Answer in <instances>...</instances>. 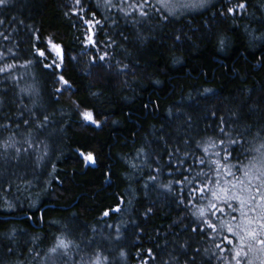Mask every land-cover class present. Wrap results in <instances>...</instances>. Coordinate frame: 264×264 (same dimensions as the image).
Here are the masks:
<instances>
[{
    "label": "trees",
    "instance_id": "16d2710c",
    "mask_svg": "<svg viewBox=\"0 0 264 264\" xmlns=\"http://www.w3.org/2000/svg\"><path fill=\"white\" fill-rule=\"evenodd\" d=\"M200 7L0 5V264H229L204 221L264 159V0Z\"/></svg>",
    "mask_w": 264,
    "mask_h": 264
},
{
    "label": "snow or ice",
    "instance_id": "6c2138e0",
    "mask_svg": "<svg viewBox=\"0 0 264 264\" xmlns=\"http://www.w3.org/2000/svg\"><path fill=\"white\" fill-rule=\"evenodd\" d=\"M6 2L7 0H0V5H5ZM147 2L148 0H145V3ZM77 3H79V0H77ZM239 7L244 8L245 5L240 4ZM228 11L231 13L234 9L229 8ZM140 15L144 16L147 13L141 11ZM65 83L67 82L65 81ZM84 119L95 123L92 120L91 113H84ZM261 148H264V144L261 145ZM86 159L92 160L91 155ZM238 171L242 172V176L237 177L229 171L228 175L234 177V182H229V187L213 191L212 195L215 200L223 203L231 213H238L239 220L237 221L236 215H232L230 221H222L219 225L209 222V220H205L204 223L213 231L226 230L238 241V246L233 250L234 254L230 258L229 264L232 260L235 261V264H243L244 261H246V264H255L257 253L260 254L259 264H264V159L256 161L253 158L248 166L242 169L238 168ZM210 207L215 210L212 215H215L216 211L221 214L225 213V208L218 207L215 203H210ZM204 214L203 209H201L200 215L203 216ZM105 215H108V212H105ZM232 221L237 222L233 223ZM196 230L193 229V231ZM200 231H203V229H200ZM224 239L227 244H233L231 239L227 237ZM216 246L220 247L219 244ZM56 247L66 249L68 245L61 241ZM52 251L55 252V248ZM149 255H151L150 251ZM97 264H99V261H97Z\"/></svg>",
    "mask_w": 264,
    "mask_h": 264
},
{
    "label": "rangeland",
    "instance_id": "374dc122",
    "mask_svg": "<svg viewBox=\"0 0 264 264\" xmlns=\"http://www.w3.org/2000/svg\"><path fill=\"white\" fill-rule=\"evenodd\" d=\"M155 1L161 6L168 7V9L172 12L175 10H177L178 12H180V11L182 12V11L199 9V8H201L200 6H202L204 4V2L209 1V0H155ZM237 8L240 11L242 10V8H240L239 6ZM46 46L48 47L47 49L51 54V59H50L51 62L54 63V65H57V67L62 66V62H63V50H62V48L59 45H57L56 43H54V41L51 39H48ZM63 83L64 82L62 81V86L64 85ZM79 112H80V116L82 119V126L84 128L97 125L96 122L93 123L90 120L84 119V113H91L90 111H88L86 109H80ZM92 120H94L93 115H92ZM86 162L89 163L90 161L87 160Z\"/></svg>",
    "mask_w": 264,
    "mask_h": 264
}]
</instances>
